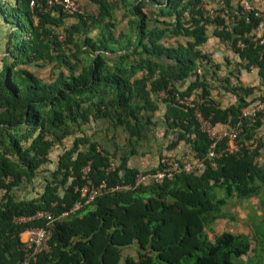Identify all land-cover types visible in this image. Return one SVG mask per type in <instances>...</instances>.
I'll use <instances>...</instances> for the list:
<instances>
[{
  "label": "trees",
  "instance_id": "obj_1",
  "mask_svg": "<svg viewBox=\"0 0 264 264\" xmlns=\"http://www.w3.org/2000/svg\"><path fill=\"white\" fill-rule=\"evenodd\" d=\"M30 1L0 0V16L8 25L0 58V264H19L21 234L46 220L17 218L37 211L55 220L48 250L31 264H241L233 258L251 250L252 237L213 233L212 225L225 216L228 198L258 197L264 186L260 120L242 116L255 101L250 96L259 93L254 98L264 101V44L247 36L258 19L232 0H222L214 15L204 10V0H88L95 11L81 6L73 14L58 5L48 8L44 0L31 7ZM119 9L128 16L125 29L118 28ZM211 35L238 56L235 62L225 57L230 67L224 77L217 74L221 64L202 50ZM170 37L175 44H167ZM48 64L54 72L48 80L29 68ZM253 68L259 83L243 84L241 70ZM217 88L235 101L222 107L211 97ZM160 102L170 135L167 148L183 141L205 166L198 175L181 172L161 183L135 185L141 170L128 160L154 125ZM197 112L217 127L241 121V146L209 157L213 139L201 129ZM98 120L112 131L111 150L99 141L92 124ZM120 130L124 144L117 140ZM69 136L72 144L44 173L52 148ZM251 140L255 147L246 146ZM226 143L227 138L219 141L216 151ZM39 176L42 189L20 197L17 191ZM87 180L121 187L84 203L77 187ZM217 188L225 197H216ZM77 200L81 207L70 211ZM251 228L259 247L262 236ZM130 247L135 254L124 255Z\"/></svg>",
  "mask_w": 264,
  "mask_h": 264
},
{
  "label": "built area",
  "instance_id": "obj_2",
  "mask_svg": "<svg viewBox=\"0 0 264 264\" xmlns=\"http://www.w3.org/2000/svg\"><path fill=\"white\" fill-rule=\"evenodd\" d=\"M46 7H51L53 5H58L61 7L62 11L67 14H73L77 11H81V6L78 0H44ZM234 4H238L242 11L253 13L254 17L258 19L256 27L250 31L247 36L252 41L259 44H264V10L258 9L252 2V0H232ZM31 7L42 6L43 4L39 0H31ZM204 10L208 15L215 14V8L207 3L202 5ZM244 44L239 43L242 47ZM235 54V59L237 60V54ZM245 70H241V73ZM161 95H164L161 93ZM178 98V97H177ZM182 103L190 102V99H179ZM260 114V116L258 115ZM199 121L201 123V129L204 130L209 137L213 139L211 147L208 152L209 157H216L226 150L232 151L237 150L241 146V142L237 139V134L243 130L241 121L235 123L232 127L230 124H222L217 127L212 125L209 120L203 119L199 112H197ZM242 116L252 117L253 120H260V126L257 128L259 130V137L264 140V136H261L264 132V101L255 100L249 106L245 107L242 111ZM227 138L226 146L220 150L216 151V145L222 139ZM245 143V142H244ZM250 143V145H249ZM248 143L246 141L247 147H255L256 143L251 140ZM204 159L194 156V154L183 153L177 154H164L158 159L157 167L154 171L143 170L140 171L135 177V185H145L149 183H161L164 179H171L176 173L187 172L199 174L204 169ZM110 169L114 168V164L111 163ZM87 172V168L84 171ZM121 185L108 186L105 180H102L98 185H92L90 180H87L85 184L81 187H77L82 198H84V203H90L97 196L105 193L119 189ZM125 187H129L126 185ZM82 201L77 200L70 211H75L81 207ZM68 212H63L61 216H65ZM33 218H44L46 223L42 227H30L21 234L22 248L24 250V255L19 262V264H31L37 257V255L42 251H47L49 248L48 240L51 236L52 228L54 227V217L51 213L45 211H37L36 214L29 217H19L17 220H29Z\"/></svg>",
  "mask_w": 264,
  "mask_h": 264
},
{
  "label": "rangeland",
  "instance_id": "obj_3",
  "mask_svg": "<svg viewBox=\"0 0 264 264\" xmlns=\"http://www.w3.org/2000/svg\"><path fill=\"white\" fill-rule=\"evenodd\" d=\"M78 2L80 3V6H83V8L87 11L96 10V6L91 2H89L88 0H78ZM213 7L217 9L219 7V4ZM116 15L120 22L118 23V28L125 29L127 27L126 22L128 16L126 18H123L122 10L120 9L117 11ZM7 33H8V25H6L3 22L0 16V58L4 55ZM178 40L184 41V39L181 38H179ZM175 41H176L175 38L170 37L168 38L167 44H175L176 43ZM231 57L232 60L235 62L236 61L235 56H231ZM29 68L32 69L39 77L45 80L51 79L54 76L53 75L54 72L52 71L51 64L41 67L36 65H31L29 66ZM226 73L223 74V77ZM253 78H255V76ZM252 81H248V83L250 84ZM258 94L259 93H255L254 95L249 97V99H251V102L252 100L257 99L254 97H257ZM227 96L228 95H226L223 99L224 104H228L231 101L232 97H227ZM97 123L99 125L101 124L99 120ZM89 129L90 128L87 129V132L88 131L91 132V129L90 130ZM261 136H264V132ZM72 141H73V137L69 136L66 139H64L62 145H55L52 148L50 152L51 162L43 167V169H46L43 170L44 173H47L49 169L51 170L55 168L58 155L62 152V150L65 147H69L72 144ZM41 183H42L41 176L36 177L32 184L27 185L26 188L17 191V193L20 197H31L36 192L42 189ZM214 191L217 195V196L215 195L217 198L225 197V192L222 188H217ZM235 200H236L235 198H228L226 204L222 206V210L224 211L225 216L218 218L214 221L212 225L213 233L214 232L219 233L221 231H226V230L228 231L232 230L233 232H235V230H239L240 227H244V229L247 230V232L249 233V237L250 236L252 237L251 250L247 254H244L239 258H233V260L241 264H264V186L260 192V195L258 197H253L252 200L245 199L241 202ZM234 219L235 221H238V224L234 222H233L234 224H232V220ZM252 225H255L258 229L257 236L259 237L262 236L261 240H263V243L259 247L256 246V240L254 239L255 234L253 235V231L251 228ZM213 233L210 231L209 235L212 237ZM123 254L134 255L135 249L133 247L125 248ZM184 264H192V260L185 261Z\"/></svg>",
  "mask_w": 264,
  "mask_h": 264
},
{
  "label": "crops",
  "instance_id": "obj_4",
  "mask_svg": "<svg viewBox=\"0 0 264 264\" xmlns=\"http://www.w3.org/2000/svg\"><path fill=\"white\" fill-rule=\"evenodd\" d=\"M252 2L258 9L264 10V0H252ZM203 3L204 4L207 3L208 5L215 6L217 4L220 5L222 3V0H204ZM202 50L203 52L209 53L210 57L215 63L221 64L219 70L217 71V74L220 77H223V74L228 72V69L230 67L224 65L225 57H229L230 59H232L231 56H235L234 52L231 50L228 44L226 42L220 41L217 37L211 35L208 38L207 42L202 46ZM254 76L255 78H253ZM239 79L245 85H248L249 84L248 81H252V80L253 81L249 85H257L259 83L257 68H253L250 71L242 72L239 76ZM210 82L213 85H216V83L213 80H210ZM226 95H228L227 97H232L231 101L228 104L235 101L236 98L234 95L230 94L229 92H224L222 89L217 88L211 91V97L222 107L228 105V104H224L223 102V99ZM164 111H165V105L162 102H160L159 109L156 110V112L154 113V117H153L154 125L147 130V132L144 134L141 140H137V143L135 145L136 152L130 155L129 157L128 165L130 167H134L142 171L157 166L158 159L161 155L164 154L180 155L183 153L193 154L190 146L184 143L183 141L179 142V144L174 148L171 149L167 148L170 135L166 133L167 126L163 119ZM97 122L98 121H95L93 122V124L97 132H99L97 134L99 141L101 142L103 147L111 150L113 148V144L109 143L108 138L109 136L113 135L112 131L111 129L110 130L106 129V124L103 121H100L101 123L100 125ZM119 134L121 136L117 137L118 136L117 135L116 137L117 140L120 142V144L126 143L125 132L120 130ZM125 149L128 151L130 149V146H126ZM252 198L253 197L249 198V200H252ZM233 222L238 224V221H235V219L232 220V224H234ZM235 232L245 233L249 235V233L247 232V230L244 229V227H240L239 230H235Z\"/></svg>",
  "mask_w": 264,
  "mask_h": 264
}]
</instances>
